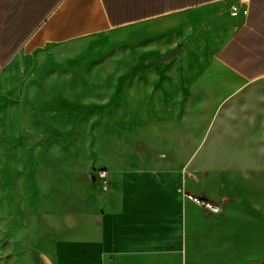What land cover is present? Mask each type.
Returning <instances> with one entry per match:
<instances>
[{
    "label": "crops",
    "instance_id": "crops-1",
    "mask_svg": "<svg viewBox=\"0 0 264 264\" xmlns=\"http://www.w3.org/2000/svg\"><path fill=\"white\" fill-rule=\"evenodd\" d=\"M33 12L41 15L37 25L8 59L16 57L18 66L54 45L114 28H134L135 52L140 54L135 64L156 65L146 72L152 107L160 110L161 96L166 101L165 119L157 121L161 131L150 138V159L191 157L184 154L189 136L173 137L169 128L174 121L168 113L183 114L195 107L194 101L223 109L224 114L217 124L205 125L193 153L209 140L214 152L226 154L220 157H249L236 155L242 150L239 144L251 140L237 128L252 127L258 130L264 153V0H40ZM143 48L149 52L143 53ZM172 50L177 51L171 63L196 57L199 65L224 68L225 73L160 69L169 60L159 58ZM225 89L229 97L222 99ZM135 92L141 94L142 88ZM181 121L174 123L180 126ZM173 139L180 140L176 149L152 151L155 144ZM60 164L36 173L37 217L46 224L41 237L46 264H237L230 250L227 260L214 250L217 257L208 262L196 258L205 240L223 239L218 231L222 215L205 211L179 191L221 202L229 194L221 178L210 194L205 182L211 176L182 163L175 178L170 168L100 167L110 174L109 191L103 192L93 172L87 178L84 171ZM96 189L101 197L93 196ZM252 252L260 256L256 264H264V245Z\"/></svg>",
    "mask_w": 264,
    "mask_h": 264
},
{
    "label": "rangeland",
    "instance_id": "rangeland-1",
    "mask_svg": "<svg viewBox=\"0 0 264 264\" xmlns=\"http://www.w3.org/2000/svg\"><path fill=\"white\" fill-rule=\"evenodd\" d=\"M134 35L133 27L114 28L51 46L26 58L22 66L15 64L16 57L0 63V264L48 262L41 251L46 224L37 217L36 173L60 162L84 171L87 178L100 167L170 168L175 178L182 163L211 176L205 182L210 194L217 191L221 178L229 194L221 202L207 200L220 207L223 221L218 231L223 239L205 240L196 258L208 262L217 257L216 251L227 260L230 250L237 264L259 260L252 252L264 245V153L257 128H237L249 133L251 140L239 144L242 150L233 154L249 157H220L226 154L214 152L209 140L193 153L205 125L217 124L224 114L223 109L194 101L195 107L183 114L168 113L169 120H182L180 126L173 122L169 132L175 138L189 136L184 154L191 157L150 159V138L161 131L157 121L165 119L166 101L161 96L160 110L152 107L146 72L156 65L135 64L140 54L135 52ZM142 50L149 52V48ZM163 57L159 59H170ZM162 66L164 70L225 73L224 68L199 65L196 57H179ZM137 87L142 88L141 94L135 92ZM228 93L225 89L221 98L229 97ZM181 130L186 133L180 134ZM178 142L155 144L152 151H172L180 146ZM244 191L250 197H244ZM101 194L97 189L93 192L96 197ZM237 197L243 199L237 201Z\"/></svg>",
    "mask_w": 264,
    "mask_h": 264
},
{
    "label": "trees",
    "instance_id": "trees-1",
    "mask_svg": "<svg viewBox=\"0 0 264 264\" xmlns=\"http://www.w3.org/2000/svg\"><path fill=\"white\" fill-rule=\"evenodd\" d=\"M205 0H197L201 2ZM40 0H0V63H5L37 25L33 12ZM32 8V9H29Z\"/></svg>",
    "mask_w": 264,
    "mask_h": 264
},
{
    "label": "built area",
    "instance_id": "built-area-1",
    "mask_svg": "<svg viewBox=\"0 0 264 264\" xmlns=\"http://www.w3.org/2000/svg\"><path fill=\"white\" fill-rule=\"evenodd\" d=\"M232 14H236V8L233 7ZM92 177L94 180H97L99 183V186L103 192L109 191L110 188V174L109 171L106 168H100L97 169L95 172H93ZM183 197L191 200L193 203L201 207L207 212L210 213H218L220 211V207L218 204L209 201L205 198L199 197L197 195L190 194L188 192H185L184 190H179Z\"/></svg>",
    "mask_w": 264,
    "mask_h": 264
},
{
    "label": "water",
    "instance_id": "water-1",
    "mask_svg": "<svg viewBox=\"0 0 264 264\" xmlns=\"http://www.w3.org/2000/svg\"><path fill=\"white\" fill-rule=\"evenodd\" d=\"M175 51H177V50H172V51H170L169 53H167V54L163 57V59H166V58L171 57Z\"/></svg>",
    "mask_w": 264,
    "mask_h": 264
}]
</instances>
